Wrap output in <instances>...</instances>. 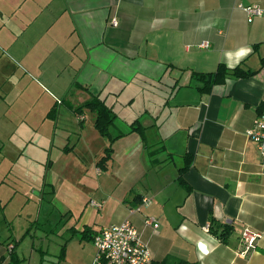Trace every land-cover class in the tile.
<instances>
[{
	"label": "crops",
	"instance_id": "obj_1",
	"mask_svg": "<svg viewBox=\"0 0 264 264\" xmlns=\"http://www.w3.org/2000/svg\"><path fill=\"white\" fill-rule=\"evenodd\" d=\"M238 2L264 7V0H0L3 208L15 199L27 204L53 167L55 148L67 165L95 166L97 196L79 192L81 229L129 219L152 260L264 264V169L245 135L264 103V16L248 21ZM219 63L256 72L201 92L193 72ZM28 86L38 103H23L41 107L9 116ZM94 96L116 115L110 131L125 133L112 142L105 169L96 162L108 138L95 129L94 112L75 111ZM132 123L140 128L130 130ZM143 196L150 203L130 214ZM107 204L105 220L99 213ZM146 215L157 218L156 229L145 225ZM211 216L217 232L232 226L225 240L209 231ZM245 226L261 237L240 253Z\"/></svg>",
	"mask_w": 264,
	"mask_h": 264
},
{
	"label": "rangeland",
	"instance_id": "obj_2",
	"mask_svg": "<svg viewBox=\"0 0 264 264\" xmlns=\"http://www.w3.org/2000/svg\"><path fill=\"white\" fill-rule=\"evenodd\" d=\"M35 92L37 93L30 86L23 89V94L18 97V104L8 110V115L23 112L32 115L34 108L41 107V104L29 107L23 101L29 100L37 104ZM45 128L44 133H47L48 128ZM21 134V137L25 136ZM16 138L13 137L14 140ZM61 139L62 133L57 130L56 142L59 143ZM59 155L55 148L50 152L49 158L54 165L48 173L45 171L46 176L40 177V185L31 189L27 204L15 199L5 209L3 205L6 202H0V252L6 253V259L13 264H90L94 257L96 249L92 239L83 237L77 229H81L79 211L82 200L79 192L86 193H83L84 197L97 196L94 193L98 177L94 173L95 166L88 165V169L85 168L84 171L77 163L67 165ZM43 170L40 168L41 175ZM50 183L54 184L55 193L51 192ZM19 185L21 182L17 181L16 186L12 187L19 189ZM107 206L108 204L99 213L104 215L105 220L111 217ZM95 226L98 227V224ZM8 242L15 243L13 254L5 250ZM11 256L16 259L13 261Z\"/></svg>",
	"mask_w": 264,
	"mask_h": 264
},
{
	"label": "built area",
	"instance_id": "obj_3",
	"mask_svg": "<svg viewBox=\"0 0 264 264\" xmlns=\"http://www.w3.org/2000/svg\"><path fill=\"white\" fill-rule=\"evenodd\" d=\"M247 15V20L252 21L257 16H264V7L257 4H244L238 2ZM116 25L115 20L112 22ZM209 43L204 41L202 47H208ZM248 139L254 141L262 156V169H264V113L257 115L252 125L245 129ZM91 205L101 208L103 201L90 200ZM150 200L143 196L138 204L129 208V213L141 211L142 206H146ZM146 226L156 229L159 226L157 218L146 215L144 217ZM261 237V233L245 226L240 235L242 249L240 253H246L255 246L256 241ZM92 243L96 252L90 264H150L152 255L146 242L143 241L141 232L129 219H124L117 224L103 226L94 233ZM9 248H13L12 245Z\"/></svg>",
	"mask_w": 264,
	"mask_h": 264
},
{
	"label": "trees",
	"instance_id": "obj_4",
	"mask_svg": "<svg viewBox=\"0 0 264 264\" xmlns=\"http://www.w3.org/2000/svg\"><path fill=\"white\" fill-rule=\"evenodd\" d=\"M262 61H264V59H262ZM255 72H256V70L244 68V66L242 64H238L235 67L229 68L225 64L219 63L217 68L214 71L193 72L192 75L196 79L200 80V82L202 83V85L199 87V90L201 92H209L213 85H215L217 83L224 82L227 77H230V76H233V77H249V76L253 75ZM83 108H88L90 111L94 112L95 118H94L93 125H94L95 129L102 136L107 137L109 140V144H108V146L105 147L103 155L96 162V165L100 169H105L107 167L109 160L112 157V152H113L112 142L117 137H119L125 133L121 132V133L113 134L110 131V128H111L112 124L114 123V119H115L116 115L112 111V109L108 105H106L102 99L98 98L97 96H94V97L86 100L82 105L78 106L75 109V111L76 112L81 111V109H83ZM256 109H257L258 115L264 113V103L259 104ZM133 125H134V123L131 124L130 130L140 128L138 126L134 127ZM65 150H66V148H65ZM214 221H215V219L213 218V216H211L209 218V231H211L212 233L217 235V237L220 240H225L228 233L232 230V226L224 223V224H222L223 229L220 232H217V230L213 229ZM96 231H97V229H93L89 226H83L82 229L78 232L81 233V235L83 237H89L90 239H92V237ZM14 247L15 246H13V250L11 251V254H13L15 252ZM11 259H13V261H14V259H16V258L11 256ZM169 263L190 264L186 260L173 259V258H171V256L165 257L161 260H152V262L150 264H169ZM8 264H13V263L9 262Z\"/></svg>",
	"mask_w": 264,
	"mask_h": 264
}]
</instances>
